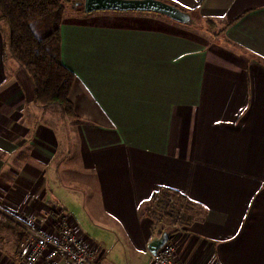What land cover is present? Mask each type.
Here are the masks:
<instances>
[{
  "label": "crops",
  "instance_id": "0c3cea01",
  "mask_svg": "<svg viewBox=\"0 0 264 264\" xmlns=\"http://www.w3.org/2000/svg\"><path fill=\"white\" fill-rule=\"evenodd\" d=\"M164 1L213 30L66 6L76 118L36 101L0 18V264H19L20 223L53 233L61 217L99 264H148L164 228L147 208L163 188L192 203L172 238L180 264H264V0ZM82 208L124 251L85 233L73 217Z\"/></svg>",
  "mask_w": 264,
  "mask_h": 264
},
{
  "label": "trees",
  "instance_id": "16d2710c",
  "mask_svg": "<svg viewBox=\"0 0 264 264\" xmlns=\"http://www.w3.org/2000/svg\"><path fill=\"white\" fill-rule=\"evenodd\" d=\"M82 3L83 0H0V18L8 24V50L31 77L36 101L43 106L58 105L69 118L77 117L70 98L77 77L62 60L61 26L66 6L71 4L84 12ZM191 204L178 191L163 188L154 194L147 211L155 222L167 221L169 229L165 231L168 242H172L173 234L191 223Z\"/></svg>",
  "mask_w": 264,
  "mask_h": 264
},
{
  "label": "built area",
  "instance_id": "2783aa9c",
  "mask_svg": "<svg viewBox=\"0 0 264 264\" xmlns=\"http://www.w3.org/2000/svg\"><path fill=\"white\" fill-rule=\"evenodd\" d=\"M25 234L17 244L19 264H99L98 255L90 251L82 237L67 223L58 218L56 231L20 223ZM148 264H180L174 243L167 242Z\"/></svg>",
  "mask_w": 264,
  "mask_h": 264
},
{
  "label": "water",
  "instance_id": "95a60500",
  "mask_svg": "<svg viewBox=\"0 0 264 264\" xmlns=\"http://www.w3.org/2000/svg\"><path fill=\"white\" fill-rule=\"evenodd\" d=\"M82 4L86 13L95 11L152 12L182 24H191L195 21L190 11L164 0H83ZM168 240L169 234L166 231L153 239L149 245L152 254H156Z\"/></svg>",
  "mask_w": 264,
  "mask_h": 264
},
{
  "label": "rangeland",
  "instance_id": "374dc122",
  "mask_svg": "<svg viewBox=\"0 0 264 264\" xmlns=\"http://www.w3.org/2000/svg\"><path fill=\"white\" fill-rule=\"evenodd\" d=\"M71 13L72 12H71V10L69 8V9H67L65 16L67 17ZM102 13H106V12H100V11H95V12H90V13L82 12L80 15H82V17L84 16L87 19H93V17H101V15H103ZM150 13H152V12H150ZM192 15H193L195 21L193 23H191L190 25H193V26L195 25L197 27L199 26V28L201 26L203 28L213 30L215 24L212 22V20L202 19L201 17L197 16L196 13H192ZM217 30L218 29H216V31ZM68 200L72 201L73 199H68ZM73 217L78 219V222H79L80 226L83 229H86L85 233L86 232L89 233L88 230L91 229L92 227H94L93 229H95L96 231L100 232V234L102 235L103 239L107 242L108 248L111 249V255H112L113 252H116L118 250L119 251H124L123 246H122V242L119 240L120 239L119 235L116 234L115 232H111L105 226H101V225L97 226V224H98L97 221L94 220L95 218H93L91 216V214L85 208L80 209L79 213L76 212L73 215ZM159 224H161L159 226L160 227L159 230H162L163 228H164V230H168L169 229L167 221L163 220ZM165 227H167V229H165ZM169 243H172V242H169ZM109 259H110L109 260L110 264H127V260L125 258L117 259V258L109 257ZM102 264H105V263L103 262Z\"/></svg>",
  "mask_w": 264,
  "mask_h": 264
}]
</instances>
